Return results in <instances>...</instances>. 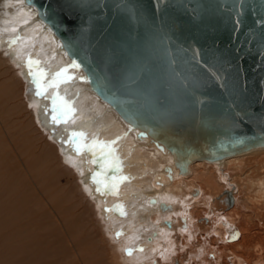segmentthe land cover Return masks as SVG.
<instances>
[{"label":"bare ground","instance_id":"bare-ground-1","mask_svg":"<svg viewBox=\"0 0 264 264\" xmlns=\"http://www.w3.org/2000/svg\"><path fill=\"white\" fill-rule=\"evenodd\" d=\"M1 49L0 238L16 245L18 256L48 258L45 251L37 257L40 234L26 221L39 208L35 213L53 217L65 245L73 244L63 224L78 215L99 264H264V145L184 162L179 150L191 142L140 136L146 129L91 88L27 0H0ZM30 81L44 95L32 103L25 95ZM43 99L72 145L43 131L53 126ZM61 176L70 181L64 188ZM61 248L52 254L66 264Z\"/></svg>","mask_w":264,"mask_h":264},{"label":"water","instance_id":"water-1","mask_svg":"<svg viewBox=\"0 0 264 264\" xmlns=\"http://www.w3.org/2000/svg\"><path fill=\"white\" fill-rule=\"evenodd\" d=\"M27 2L140 136L184 162L264 145V0Z\"/></svg>","mask_w":264,"mask_h":264},{"label":"rangeland","instance_id":"rangeland-1","mask_svg":"<svg viewBox=\"0 0 264 264\" xmlns=\"http://www.w3.org/2000/svg\"><path fill=\"white\" fill-rule=\"evenodd\" d=\"M3 49H5V48H3ZM0 51H2V49ZM37 86L38 85L35 86V84H33L32 81H30L26 85L25 95L28 98V102L29 103L30 102L31 103L34 102L36 100V96H37V98L38 97L44 98V95L42 96V94H41V91L42 90L38 89ZM38 91L40 93L39 95L37 94ZM43 101L45 103L44 109H43L44 115L51 117V122L53 124L52 128H43V131L46 132V134H48V136H49L48 138L51 141H55V139H59V142L61 144H63V145L71 144V140L65 134V132L62 130V128L64 126L63 125L64 123L60 119L59 116L57 117V114L55 113L54 107L50 103H48L49 101L47 99L46 100L43 99ZM53 117H56L55 121L53 120ZM57 135H59V136H57ZM63 137H65V138H63ZM9 167L10 168L12 167V170L10 169V171L12 173H14L13 174V181L14 180H17V179H15L16 178L15 174H17L19 172L18 165H16V163H15V164H12ZM52 178L54 179V175L52 176ZM60 179H58V180H60V186L63 187V188L67 186V183H70V181H69V179H68L67 176H61ZM9 181H11V179ZM26 190L27 189H25L24 187L22 189H20V191H22L24 194H26ZM95 191L97 192L98 189H96ZM37 210L39 211L40 209L39 208L38 209L35 208L34 211L26 218V221L30 222V226H29L30 228H34V226H35L37 228V230H38L37 233L40 234V235H38V239L40 241H42V243H41V245H39V247L38 246L35 247L36 250H37L36 251L37 257H39V259H40V256H41V253H37V252H40V251L43 252V251H45V253L48 256V258L45 261V259L43 257H41V261H37L33 256H32L31 259H28V257H26V256H24L22 254H20V256H18V254H17V252H18L17 249L18 248L16 247V245L15 246H12L11 244H9L7 242V239L8 238L6 237V238H0L1 240H3V241H0V259L2 260L1 262L3 264H18L17 262L19 260L25 261L24 264H65V261H62L60 263L59 261H57L56 257H54L55 251H56V249H58L59 246L62 247L61 248L62 249V253L65 251L64 254H63V256L67 254L66 256L69 258L66 261V264H81V263L82 264H99V263H97V261L95 259V252L91 249V247H90L91 245L89 246V242H87L88 240L86 238H83V237H85L82 234V232H83V228H82L83 224H81V218L78 217V215L75 214L74 217H72L68 221L64 222L65 224H63V225H65V230L69 233V234H67V237L70 239L71 244H73V245H70V244L65 245L62 242H60L63 239V236L60 233V231L58 232V230H59L58 227L56 225L52 224L53 222H52L51 219L53 217H51L49 214L47 215L46 212H44V213H42V212L35 213ZM76 216H77V218H75ZM62 218L64 219L65 218V215H63ZM48 228L49 229L51 228V229L49 230ZM74 235H76V236L74 237ZM87 236L92 237L89 234H87ZM75 239H76L77 242L75 241ZM57 240L59 241V243L57 242ZM56 244L58 245L57 248H56ZM5 245H6V247H5ZM17 245H18V243H17ZM46 246H49L50 248L49 247H46ZM43 247L45 248L44 250H43ZM74 247H78V250H80L79 252H80V257H81L82 262H80V260L77 259L76 257H73L72 256V255H74L72 253V251H74L76 249ZM47 249H48V251H47ZM15 250H17V252ZM1 251H2L3 254L1 253ZM7 251L9 252V254H8ZM75 251H77V250H75ZM4 252H5V254H4ZM52 253H54V254H52ZM33 261H34V263H33ZM176 261H177V259L174 260V263H176Z\"/></svg>","mask_w":264,"mask_h":264},{"label":"snow or ice","instance_id":"snow-or-ice-1","mask_svg":"<svg viewBox=\"0 0 264 264\" xmlns=\"http://www.w3.org/2000/svg\"><path fill=\"white\" fill-rule=\"evenodd\" d=\"M30 63V65H31V61L29 62ZM38 89H39V85H38ZM37 94L39 95L40 93H39V91L37 92ZM55 119H56V117H53V120L55 121ZM79 135H83V134H79ZM77 151H79V149H77Z\"/></svg>","mask_w":264,"mask_h":264}]
</instances>
